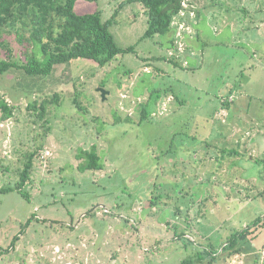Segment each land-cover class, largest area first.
<instances>
[{
    "label": "rangeland",
    "instance_id": "rangeland-1",
    "mask_svg": "<svg viewBox=\"0 0 264 264\" xmlns=\"http://www.w3.org/2000/svg\"><path fill=\"white\" fill-rule=\"evenodd\" d=\"M124 1L74 9L104 22L118 10L110 33L134 52L103 68L77 59L46 77H0L14 106L0 121V189L18 184L35 153L29 199L0 193V264H179L204 251V264H264V228L239 253H221L264 215V0H194L200 16L185 11L153 39H143L145 9ZM181 24L189 30L177 36ZM54 92L46 131L27 106ZM92 146L104 168L81 172Z\"/></svg>",
    "mask_w": 264,
    "mask_h": 264
},
{
    "label": "trees",
    "instance_id": "trees-1",
    "mask_svg": "<svg viewBox=\"0 0 264 264\" xmlns=\"http://www.w3.org/2000/svg\"><path fill=\"white\" fill-rule=\"evenodd\" d=\"M76 1L0 0V77L13 70L24 76L46 77L52 73L55 66L68 64L77 59L91 60L103 68L117 55L134 52V46L118 47L110 33L109 28L114 23L118 10L111 19L104 22L101 12L76 14L74 9ZM133 3L141 5L148 16V28L143 39L169 34L173 30L175 19H181V14L185 11L194 12L197 17L201 15L200 10L193 7L194 0H125L121 7ZM12 35H15L17 43L22 48L21 55L10 47L9 40ZM170 44L173 45L172 40ZM59 101V93L54 92L51 97H43L41 102L31 101L27 109L33 111L37 119L44 121L49 107L58 106ZM74 102L78 105L77 97L74 98ZM225 102L227 101L223 103ZM228 103L223 107H227ZM140 110L139 121H144L148 117V112L145 106L140 107ZM0 113L1 122L14 117V106L9 104L1 90ZM44 124L46 131H49L51 127H47L48 122L44 121ZM37 150L41 151L42 145ZM80 154V158L83 159L79 166L81 172L103 170L101 158L94 146L89 151H81ZM34 156L35 153L28 156L18 184L13 188H1L0 193L16 191L26 200L29 199V194L24 192V188L30 180ZM30 221L31 218L25 224L26 227ZM263 228L264 215L233 233L221 248V253L227 252L229 255L239 253L242 250L239 246L256 240L258 231ZM18 239L19 236H16L11 247ZM204 254L207 252H201L198 258L186 259L179 264H193L197 261L203 263L206 259L203 257ZM213 261L207 264H212Z\"/></svg>",
    "mask_w": 264,
    "mask_h": 264
},
{
    "label": "crops",
    "instance_id": "crops-1",
    "mask_svg": "<svg viewBox=\"0 0 264 264\" xmlns=\"http://www.w3.org/2000/svg\"><path fill=\"white\" fill-rule=\"evenodd\" d=\"M231 99H234L232 95L229 96L227 100H225L227 102H225V103H223L224 101L221 102L222 103V107H223L224 104H226V103L229 102L227 107H225V108L223 107L226 110L225 111L224 110L221 111V113H222L223 116L226 115V114L228 115L229 112H230V110H232V106L231 105L234 103V101L231 100ZM246 135L248 136L249 133H246Z\"/></svg>",
    "mask_w": 264,
    "mask_h": 264
},
{
    "label": "built area",
    "instance_id": "built-area-1",
    "mask_svg": "<svg viewBox=\"0 0 264 264\" xmlns=\"http://www.w3.org/2000/svg\"><path fill=\"white\" fill-rule=\"evenodd\" d=\"M191 14H192V12H191ZM184 15H185V13H182V14H181L182 17H184ZM192 17H194V14L192 15ZM188 30H189V26L186 27L185 25H182V24H181V25H179V28H178V30H177V32H176V35H177V36H180V33H181V32H183V31H188ZM181 35H182V34H181Z\"/></svg>",
    "mask_w": 264,
    "mask_h": 264
},
{
    "label": "water",
    "instance_id": "water-1",
    "mask_svg": "<svg viewBox=\"0 0 264 264\" xmlns=\"http://www.w3.org/2000/svg\"><path fill=\"white\" fill-rule=\"evenodd\" d=\"M97 91L100 93L102 100H105L106 99V95L109 94V92H107L106 90H103V89H98Z\"/></svg>",
    "mask_w": 264,
    "mask_h": 264
}]
</instances>
